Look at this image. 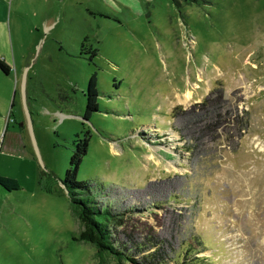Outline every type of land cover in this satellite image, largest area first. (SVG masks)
Segmentation results:
<instances>
[{
	"label": "rangeland",
	"instance_id": "1",
	"mask_svg": "<svg viewBox=\"0 0 264 264\" xmlns=\"http://www.w3.org/2000/svg\"><path fill=\"white\" fill-rule=\"evenodd\" d=\"M35 2L4 13L0 176L20 189L0 191V264H96L60 182L77 140V177L126 213L135 258L160 241L162 264L189 247L264 264V0Z\"/></svg>",
	"mask_w": 264,
	"mask_h": 264
},
{
	"label": "trees",
	"instance_id": "2",
	"mask_svg": "<svg viewBox=\"0 0 264 264\" xmlns=\"http://www.w3.org/2000/svg\"><path fill=\"white\" fill-rule=\"evenodd\" d=\"M0 70L4 73L8 72V67L1 58ZM85 96L87 98L85 115L88 117L91 113L98 111L97 100L99 95L95 75L88 82ZM87 146V140H77L75 142L69 168L66 170L65 178L60 181L69 191L71 211L81 227L79 234L73 236V240L85 242L94 247L96 264H107L108 259L114 260L116 264H162L163 262H160L164 261V259L159 256L160 241L140 244L141 246L136 248L135 253L144 252L143 249L146 246L151 249L154 248L152 252L142 255L140 260L135 258V254L130 253L126 244H117L115 232L118 227L124 224V214L126 213L115 212L108 206L100 207L95 203L94 196L89 190V184L79 180L77 177L82 159L87 152ZM0 186L9 192L20 189L18 181L12 177L0 176ZM202 248H204L203 245L201 246ZM200 251L193 247L186 248L182 253V255H185L184 257L181 255V259L187 260L188 256L192 254L191 259L184 262L185 264H210L208 257H198L196 255ZM179 257V254H174L169 260L176 261Z\"/></svg>",
	"mask_w": 264,
	"mask_h": 264
},
{
	"label": "crops",
	"instance_id": "3",
	"mask_svg": "<svg viewBox=\"0 0 264 264\" xmlns=\"http://www.w3.org/2000/svg\"><path fill=\"white\" fill-rule=\"evenodd\" d=\"M9 1V2H8ZM32 0H0V56L4 57V55L2 54L1 50L2 47L5 45H8V38H9V32L7 29V23H5L4 21V13H5V9L7 8V5L10 7H12L13 5L16 8H19L20 6L26 4V3H31ZM36 2V6H39L40 8H43L45 6L46 3H48L49 0H35ZM58 2H63V0H57ZM10 32H11V28H10ZM5 56H7V54H5ZM4 61V59H2ZM9 78H12V71L10 70V68H8V72L4 73L3 71L0 70V97L3 99L4 95L2 92V85L4 83V80H8ZM24 86V85H23ZM8 90V88H7ZM12 90V87H11ZM0 98V99H1ZM4 111L2 110V106L0 105V133L2 130V126L4 124ZM1 155V154H0ZM2 156V155H1ZM0 191L3 194H6V192L3 190V188L0 186ZM7 191V190H6ZM9 192V191H7ZM12 192V191H10ZM8 194V193H7Z\"/></svg>",
	"mask_w": 264,
	"mask_h": 264
},
{
	"label": "bare ground",
	"instance_id": "4",
	"mask_svg": "<svg viewBox=\"0 0 264 264\" xmlns=\"http://www.w3.org/2000/svg\"><path fill=\"white\" fill-rule=\"evenodd\" d=\"M184 98V100H187V99H189L190 97H191V92H190V90H187L182 96L180 95V96H178V98Z\"/></svg>",
	"mask_w": 264,
	"mask_h": 264
}]
</instances>
